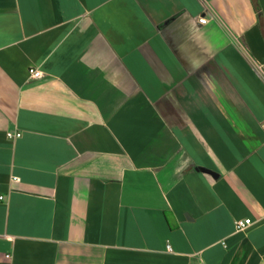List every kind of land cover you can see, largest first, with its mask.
Here are the masks:
<instances>
[{
    "label": "crops",
    "instance_id": "obj_1",
    "mask_svg": "<svg viewBox=\"0 0 264 264\" xmlns=\"http://www.w3.org/2000/svg\"><path fill=\"white\" fill-rule=\"evenodd\" d=\"M0 197V264H264V0H0Z\"/></svg>",
    "mask_w": 264,
    "mask_h": 264
},
{
    "label": "built area",
    "instance_id": "obj_2",
    "mask_svg": "<svg viewBox=\"0 0 264 264\" xmlns=\"http://www.w3.org/2000/svg\"><path fill=\"white\" fill-rule=\"evenodd\" d=\"M198 23L199 24H206L207 20L204 16H202V17L198 18ZM30 74L33 78H36V79L41 77V72L37 69H31ZM19 136H20L19 132H16V133L7 132V137H9V138H17ZM13 180L16 181V180H18V178H13ZM0 199H1V197H0ZM251 224H252V221L249 218L234 220V228H235V231H237V232H241V231L246 230ZM167 249H169V246H167Z\"/></svg>",
    "mask_w": 264,
    "mask_h": 264
},
{
    "label": "water",
    "instance_id": "obj_3",
    "mask_svg": "<svg viewBox=\"0 0 264 264\" xmlns=\"http://www.w3.org/2000/svg\"><path fill=\"white\" fill-rule=\"evenodd\" d=\"M202 171H203V172H207V173H210V174H212V172H211V171H209V170H206V169H202Z\"/></svg>",
    "mask_w": 264,
    "mask_h": 264
}]
</instances>
